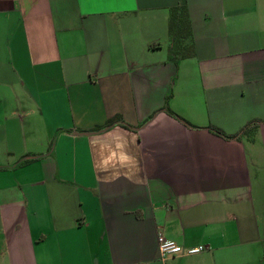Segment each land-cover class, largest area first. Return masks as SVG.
<instances>
[{"label": "crops", "instance_id": "crops-1", "mask_svg": "<svg viewBox=\"0 0 264 264\" xmlns=\"http://www.w3.org/2000/svg\"><path fill=\"white\" fill-rule=\"evenodd\" d=\"M256 118L264 0H0V264H264Z\"/></svg>", "mask_w": 264, "mask_h": 264}, {"label": "trees", "instance_id": "trees-1", "mask_svg": "<svg viewBox=\"0 0 264 264\" xmlns=\"http://www.w3.org/2000/svg\"><path fill=\"white\" fill-rule=\"evenodd\" d=\"M168 31H169V58L170 59H181L186 57H191L194 55L195 47L193 40V33L191 27V20L189 17L188 9L184 4L175 5L169 10V18H168ZM169 96L166 97L168 99ZM166 111L171 115L181 119L174 112H172L168 106H164ZM117 123L121 124L124 127H130L127 123L121 121L120 118L115 119ZM185 124L192 126L186 120L181 119ZM264 123V120L253 119L248 124H246L243 128H241L238 132L233 134H227L219 127L214 125H209L207 128L213 133L228 139H237L244 131L245 128L250 126L253 123ZM98 129V128H97ZM30 159H25L27 162Z\"/></svg>", "mask_w": 264, "mask_h": 264}, {"label": "built area", "instance_id": "built-area-1", "mask_svg": "<svg viewBox=\"0 0 264 264\" xmlns=\"http://www.w3.org/2000/svg\"><path fill=\"white\" fill-rule=\"evenodd\" d=\"M157 243L159 254L162 259L180 255L195 254L205 248L203 245L184 247L176 241L165 237L162 233L158 234Z\"/></svg>", "mask_w": 264, "mask_h": 264}, {"label": "rangeland", "instance_id": "rangeland-1", "mask_svg": "<svg viewBox=\"0 0 264 264\" xmlns=\"http://www.w3.org/2000/svg\"><path fill=\"white\" fill-rule=\"evenodd\" d=\"M5 159V156L0 155V161H3Z\"/></svg>", "mask_w": 264, "mask_h": 264}]
</instances>
